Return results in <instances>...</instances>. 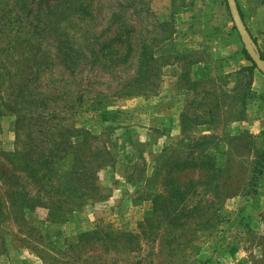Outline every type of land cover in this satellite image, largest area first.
I'll list each match as a JSON object with an SVG mask.
<instances>
[{
    "label": "rangeland",
    "instance_id": "1",
    "mask_svg": "<svg viewBox=\"0 0 264 264\" xmlns=\"http://www.w3.org/2000/svg\"><path fill=\"white\" fill-rule=\"evenodd\" d=\"M192 1L0 0V264L17 249L43 264H264V174L246 194L264 149L241 122L248 66L194 84L171 139L150 115L167 65L192 57L174 37ZM218 4L189 46L218 29L245 59ZM241 9L259 39L264 0Z\"/></svg>",
    "mask_w": 264,
    "mask_h": 264
},
{
    "label": "crops",
    "instance_id": "2",
    "mask_svg": "<svg viewBox=\"0 0 264 264\" xmlns=\"http://www.w3.org/2000/svg\"><path fill=\"white\" fill-rule=\"evenodd\" d=\"M235 1L242 12L241 5L244 0ZM213 2H216V0H193L189 6L187 4L184 8V12L180 14L182 17L176 24L175 40L187 46L188 49H192V57L182 59L183 61L179 65L171 63L167 65L172 74L169 71L167 72L168 76L162 83V96L158 99V107H163V111L152 110L150 112L152 120H154V117L159 119L160 116L162 117L164 124H166L163 132L167 131L169 134L166 137L170 139L172 137L170 136L171 130L169 128H173L171 125L174 122L177 124L175 131L181 127V114L186 113L184 109L185 99L196 93L195 89L185 87L181 83L184 80V76H187L191 82L205 84L207 80L215 77L217 69H224V73L225 71L228 73L229 71L240 69L241 66L250 65L246 59L239 58L238 54L234 55L235 53L233 54V52L235 51L226 52L227 44L223 40V36L219 35L218 29H212V37L203 36L201 45L193 44L189 46L198 38L195 35V31H198V26L202 27L204 31H210V12L206 4H212ZM221 2L222 0H219L218 5L220 6L218 8L223 12L225 11V6ZM168 5L172 8L178 3H176V0H169ZM196 12L200 18L196 16ZM250 34L254 37L251 32ZM255 41L258 50L264 57V35H261ZM235 61H238L241 66L234 68ZM186 66H188V69H186ZM172 67L175 70H171ZM245 107L247 115L245 120L241 121L242 125H244L243 128L251 133H256V135L264 136V75L258 69L253 70L250 88L245 97ZM21 253V250H14L12 256H10V264H43L39 258L33 257L34 259L27 260Z\"/></svg>",
    "mask_w": 264,
    "mask_h": 264
},
{
    "label": "trees",
    "instance_id": "3",
    "mask_svg": "<svg viewBox=\"0 0 264 264\" xmlns=\"http://www.w3.org/2000/svg\"><path fill=\"white\" fill-rule=\"evenodd\" d=\"M224 4H225L226 10H227V13L230 16V13H229V9L227 7L226 0H224ZM238 10H239L240 16H241V18L243 20V14H242L241 10L239 9V7H238ZM243 22H244V20H243ZM233 29L236 30L234 25H233ZM252 39H253V41H254V43L256 45L255 39L254 38H252ZM257 50H258V48H257ZM258 53L260 54L261 59L264 60V57H263V55L261 54V52L259 50H258ZM242 54L244 55V58L251 64L250 66L242 69V71L246 72L247 73L246 75L249 76L248 83L250 84L251 83L250 79H251L252 72H253V70H255L257 68H256L255 64L252 62L249 54L247 53V51L244 48H242ZM151 60H152V58L150 56L149 57H144V55L142 54L141 57H140V62H139L140 67H143L146 70L149 67L148 65H149V62ZM183 78H184V80L186 82H189L190 81L187 76H184ZM194 84H197V83L196 82H191L190 89L192 88V86ZM186 119H187L186 113H182L181 114L182 132L185 131ZM263 174H264V149L259 153V155L257 156V159L255 160V162L253 164L252 174H251V177H250V179L248 181L246 194L250 195V194H254L256 192V187L258 185L259 176H261ZM92 233L95 234V232H92ZM87 234H88L87 232L86 233H83L80 236V238H86V235ZM108 234L111 235L109 232H108Z\"/></svg>",
    "mask_w": 264,
    "mask_h": 264
},
{
    "label": "water",
    "instance_id": "4",
    "mask_svg": "<svg viewBox=\"0 0 264 264\" xmlns=\"http://www.w3.org/2000/svg\"><path fill=\"white\" fill-rule=\"evenodd\" d=\"M227 7L233 24L239 34L241 42L249 54L252 62L255 64L256 68L264 75V60L261 59L258 53L257 46L255 45L250 33L248 32L237 7L235 0H226Z\"/></svg>",
    "mask_w": 264,
    "mask_h": 264
}]
</instances>
